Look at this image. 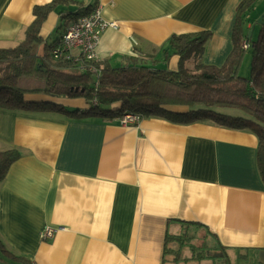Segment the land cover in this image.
<instances>
[{
	"label": "crops",
	"instance_id": "0c3cea01",
	"mask_svg": "<svg viewBox=\"0 0 264 264\" xmlns=\"http://www.w3.org/2000/svg\"><path fill=\"white\" fill-rule=\"evenodd\" d=\"M74 1L71 11L100 7L106 21L117 23L96 47V61L116 68L159 54L172 35L201 31L211 33L203 63L222 65L242 0ZM49 2L0 0V49L18 45L33 8ZM253 8L262 15L264 0ZM74 21L66 18L59 28V16L50 13L38 54ZM178 65L171 55L165 67ZM54 102L87 107L82 99ZM121 117L0 110V149L20 153L0 182L6 249L30 264H263L264 184L255 134L154 117L123 125ZM45 226L59 229L49 241L39 239Z\"/></svg>",
	"mask_w": 264,
	"mask_h": 264
},
{
	"label": "trees",
	"instance_id": "16d2710c",
	"mask_svg": "<svg viewBox=\"0 0 264 264\" xmlns=\"http://www.w3.org/2000/svg\"><path fill=\"white\" fill-rule=\"evenodd\" d=\"M255 2L239 3L231 35L232 49L220 66L203 63L211 33L201 31L172 35L159 54L149 55L142 63L135 61L114 68L106 62H83L85 71H81V58L67 59L61 50V36L44 44L43 52L38 54L40 32L50 13L59 16L62 28L66 18L77 20L94 7L80 6L71 11V5L79 4L74 0H50L37 5L23 40L14 47L0 49V110H56L74 118H112L130 113L177 124L209 122L231 130L248 129L257 138L256 163L264 184V18L256 23L253 39L248 38L245 27L246 14ZM244 40L249 42L248 51L241 47ZM245 52L250 54L247 77L239 74ZM171 55L179 58L176 71L165 67ZM30 79L37 84L28 87ZM38 96L51 101L32 100ZM61 98L82 99L87 107L70 109L54 102ZM224 110H235L240 115ZM19 157L15 149L0 152V182ZM5 259L30 264L5 249L0 241V264H5L1 262Z\"/></svg>",
	"mask_w": 264,
	"mask_h": 264
},
{
	"label": "built area",
	"instance_id": "2783aa9c",
	"mask_svg": "<svg viewBox=\"0 0 264 264\" xmlns=\"http://www.w3.org/2000/svg\"><path fill=\"white\" fill-rule=\"evenodd\" d=\"M108 28L116 29L117 23L115 21H106L101 14L100 7H95L87 15H84L74 22H72L61 35V50L68 55L67 59L71 56V51L77 49L79 55L75 60H80L82 63H89L96 61V47L99 43L101 34ZM248 45L243 44L246 48ZM59 49L54 51L57 54ZM73 57V56H72ZM86 68L82 65L81 71ZM141 120V117L136 114H124L120 121L123 125H134ZM59 229L51 226H45L39 233L41 241L51 240Z\"/></svg>",
	"mask_w": 264,
	"mask_h": 264
},
{
	"label": "rangeland",
	"instance_id": "374dc122",
	"mask_svg": "<svg viewBox=\"0 0 264 264\" xmlns=\"http://www.w3.org/2000/svg\"><path fill=\"white\" fill-rule=\"evenodd\" d=\"M254 9V8H253ZM253 9L251 10V11H249L247 14H246V16L247 15H251V19L249 20L251 23H252V25H253V29H255V30H257V25H256V21H258V19L260 18V16L258 17L257 16V11H253ZM247 18V17H246ZM247 21V20H246ZM248 22V21H247ZM246 22V23H247ZM247 29V28H246ZM252 29V30H253ZM247 32L249 33V32H251V29L250 30H248L247 29ZM255 35H256V31L253 33V38L255 37ZM252 37V36H251ZM52 38V37H51ZM51 41V40H50ZM50 41H48V42H50ZM249 61H250V54H249V52H245V55H244V59H243V61H242V63H241V65H240V68H239V74L241 75V76H243V77H247L248 75H249ZM188 63H189V61L187 62V65H188ZM178 69V68H177ZM37 84V82H35V80L34 79H30L29 81H28V87H32V86H34V85H36ZM224 112L225 113H229L230 115H240V113L238 112V111H235V110H224ZM3 147V146H2ZM5 148H7V147H4V150L3 149H0V152H4V151H8L9 149H5ZM4 247H5V249H6V246L5 245H3ZM13 254V253H12ZM14 255V254H13ZM16 256V255H15ZM17 257H20V256H17ZM22 258V257H21ZM1 262H3V263H5V264H11V263H14V264H20V263H15V262H11V261H8V260H3V261H1Z\"/></svg>",
	"mask_w": 264,
	"mask_h": 264
},
{
	"label": "bare ground",
	"instance_id": "6f19581e",
	"mask_svg": "<svg viewBox=\"0 0 264 264\" xmlns=\"http://www.w3.org/2000/svg\"><path fill=\"white\" fill-rule=\"evenodd\" d=\"M260 17H261V16H260ZM262 19H263V18H262ZM261 22H262V21H261ZM255 23H258V21H256ZM247 33H248V32H247ZM247 35H248V38L253 39V38H251V33H248ZM244 43H246V44L248 45L246 48L243 47V44H244ZM241 47H242L245 51H248V49H249V42H248L247 40H244V41L242 42Z\"/></svg>",
	"mask_w": 264,
	"mask_h": 264
},
{
	"label": "water",
	"instance_id": "95a60500",
	"mask_svg": "<svg viewBox=\"0 0 264 264\" xmlns=\"http://www.w3.org/2000/svg\"><path fill=\"white\" fill-rule=\"evenodd\" d=\"M262 18H264V13L261 15V17L258 19V23H261Z\"/></svg>",
	"mask_w": 264,
	"mask_h": 264
}]
</instances>
